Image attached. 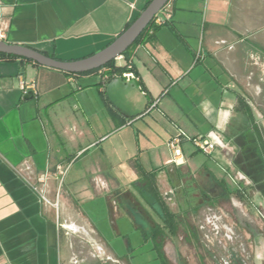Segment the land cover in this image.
<instances>
[{
  "label": "crops",
  "instance_id": "obj_1",
  "mask_svg": "<svg viewBox=\"0 0 264 264\" xmlns=\"http://www.w3.org/2000/svg\"><path fill=\"white\" fill-rule=\"evenodd\" d=\"M149 1L0 0V32L75 60L109 44ZM166 9L168 21L115 60L130 62L133 79L0 59V264H140L133 250L144 243L158 264H247L230 246L201 251L196 225L224 205L252 264H264V231L245 201L251 193L264 204V0H169ZM178 129L217 133L231 156L185 139L183 170L167 146ZM57 164L68 165L62 180L44 185L55 208L17 171L33 179ZM154 192L175 232L154 229L167 223Z\"/></svg>",
  "mask_w": 264,
  "mask_h": 264
},
{
  "label": "water",
  "instance_id": "obj_2",
  "mask_svg": "<svg viewBox=\"0 0 264 264\" xmlns=\"http://www.w3.org/2000/svg\"><path fill=\"white\" fill-rule=\"evenodd\" d=\"M169 0H150L137 17L102 49L75 60H61L24 44L10 43L0 39V52L31 60L39 65L63 72L80 74L98 69L117 59L136 40L153 18Z\"/></svg>",
  "mask_w": 264,
  "mask_h": 264
},
{
  "label": "built area",
  "instance_id": "obj_3",
  "mask_svg": "<svg viewBox=\"0 0 264 264\" xmlns=\"http://www.w3.org/2000/svg\"><path fill=\"white\" fill-rule=\"evenodd\" d=\"M165 5L162 10L153 18V26H159L162 24H165L168 21L169 18V13L166 9ZM152 29H150L149 33H151ZM0 39L3 40V33L0 32ZM122 56V55H121ZM120 57V56H119ZM118 57V58H119ZM199 57V53L197 52L195 54V59H197ZM117 58V59H118ZM115 59V60H117ZM131 67V64L128 65V68ZM109 68H100L97 70V72L99 73V75L102 78V81H106L110 74H109ZM113 76H122L124 79L129 80V79H133L135 78V75L131 72V71H125L122 72L121 74H113ZM20 88L21 90L26 93L27 89L29 88V86L24 82L21 81L20 82ZM156 104V101L152 102L151 105L152 107ZM185 139H190L193 144L202 152L209 154L212 149L215 146H218L219 148H221L224 151L225 155H230L231 156V152L229 151V148L227 146L226 143H224L220 137L218 136L217 133L210 131L208 134H206L205 136H198V137H194V138H190L188 137L181 129H178L177 134L172 136V138L167 142V146L169 147V149L172 152V160L175 163H179V165H181V167L184 170V163L182 161L179 160L180 157H182V153H181V149H180V143L182 140ZM68 169V165L66 164H57L55 166V168L53 169V171H45L42 173L37 174L33 179H29L26 178L25 176H23L20 172L17 171V173L23 178V180L25 181V183L31 188V190L33 192H35L38 196V198L49 204L54 206L55 208H57L58 206V199H57V194H56V200L54 202H51L46 195V190L44 189V185L46 184L47 180L51 177L54 176L56 179H58L59 181L62 180L63 176L65 175L66 171ZM212 208L211 207H207L205 210V215L207 214H211L212 213ZM214 213V219H216V221L219 224V219L222 217L221 215H216L217 212L213 211ZM260 213V212H259ZM205 215H204V220L207 221L208 223H210V228L212 229L211 231L212 234L214 235L215 238L218 239V242L221 243V241H225L228 242L230 240H233V238L236 236L234 234V230L231 227H225L222 225H218L217 223H211L212 221L207 220L208 218L205 219ZM262 216V215H261ZM264 219V217H263ZM205 221L203 222L205 224ZM202 227V229L204 228V226H200ZM220 227H225V230L227 232L222 233V235L218 234L219 233V229ZM222 244V243H221ZM242 245V244H241ZM241 245H238V247H241ZM242 249V248H241ZM248 257V255H246V258ZM112 261L116 264H119V261L116 259H112Z\"/></svg>",
  "mask_w": 264,
  "mask_h": 264
},
{
  "label": "rangeland",
  "instance_id": "obj_4",
  "mask_svg": "<svg viewBox=\"0 0 264 264\" xmlns=\"http://www.w3.org/2000/svg\"><path fill=\"white\" fill-rule=\"evenodd\" d=\"M255 115L258 116V115H260V113H256ZM106 200L107 199H106V195H105V202H106ZM254 202H255L256 205H261L258 199H256ZM210 207L212 208L213 211L217 212V214H216L217 216L218 215L222 216L219 219V224L222 225V226L228 227V228L232 227L233 230H234V234L236 236L233 238V240H230L228 242L221 241V243H222L221 244V243L218 242V239L215 238L214 235L212 234L213 231H211L212 229L210 228L211 227L210 223H208L204 219L203 220L199 219V222L197 223L198 228L200 229V226H202V225L204 226V228L202 229V232H200V239L202 240V242H200V243H204V246L202 245L201 251L204 250V253L206 254V251L210 252V250H213V249L215 250V246L218 247V248H220V247H222L224 245L225 246H230L232 248H235V250L237 251V253L240 255L241 259L244 262L246 261L247 264H252V250H251V246H249L250 242H248V240L244 236L243 232L241 231V228H239L236 225L235 221H233L234 220V216H233L232 211L230 210L229 206H225L224 205L223 208L221 209L222 212L217 207H213V206H210ZM262 207L264 208V204L262 205ZM213 211H212L211 214L205 215V219L208 218L207 220L212 221L211 223L215 222V223L218 224L216 219H214V217H213L214 216ZM255 213H256V211H255ZM204 221H205V224L203 223ZM225 227H222V228L220 227L218 234L222 235V233L227 232L225 230ZM222 236H224V235H222ZM209 241L213 242V243H209ZM238 245H241V247H238ZM134 253L136 255L135 259H137L140 264H158L156 262V260L154 258H152L154 256V254H153V251L151 249V243L142 244L140 246V248H137V249L133 250V254ZM246 255H248L247 258H246ZM205 262H206V264H214V262H213V260H211V258H207ZM111 264H114V263L112 262Z\"/></svg>",
  "mask_w": 264,
  "mask_h": 264
},
{
  "label": "trees",
  "instance_id": "obj_5",
  "mask_svg": "<svg viewBox=\"0 0 264 264\" xmlns=\"http://www.w3.org/2000/svg\"><path fill=\"white\" fill-rule=\"evenodd\" d=\"M130 24V23H129ZM126 27H128V25ZM153 27V20L147 25V27L140 33V35L136 38V40L131 44V46L125 51L123 52L122 55H125L128 50L133 46L135 45L136 43L142 41V40H146L148 37H150L149 35V31L150 29ZM0 59L2 60H26V61H31V60H28V59H25V58H21V57H18V56H14V55H10V54H5V53H1L0 52ZM35 63V62H34ZM130 64V62H127L125 65L123 66H118L116 65L115 63V59L114 60H111L110 62L106 63L105 65L101 66L100 68H109V78L111 76H113V74H121L122 72H125V71H133V67L131 65L130 68H128V65ZM98 68V69H100ZM98 69H94V70H91L89 72H92V71H97ZM85 73H88V72H85ZM66 74H69V75H74V73H68L66 72ZM155 199L161 204V208H162V213H164V215H166V219H167V223L164 225V226H156L154 227V229H158L159 231V234L161 232V228L162 227H166L169 229L170 232H175L177 230V225L173 222V219H171L173 217V214L168 210H166L167 208L165 207V205L163 204L162 200L160 199V197L154 192L152 194ZM196 228L198 229V225H196Z\"/></svg>",
  "mask_w": 264,
  "mask_h": 264
},
{
  "label": "flooded vegetation",
  "instance_id": "obj_6",
  "mask_svg": "<svg viewBox=\"0 0 264 264\" xmlns=\"http://www.w3.org/2000/svg\"><path fill=\"white\" fill-rule=\"evenodd\" d=\"M237 156H235V160H237ZM263 195H264V186H263ZM243 197V193H241ZM251 194V193H250ZM249 193L246 194V203H248L247 205L252 209V210H255L256 211V214H257V217L259 218L260 222H261V228L262 230L264 231V208L262 207V205H256L254 200L249 196L250 195ZM262 209V210H261ZM221 211V210H220ZM222 212V211H221ZM260 212V213H259ZM225 214V213H224ZM262 215V216H261ZM243 238V237H242ZM246 262V261H245Z\"/></svg>",
  "mask_w": 264,
  "mask_h": 264
}]
</instances>
